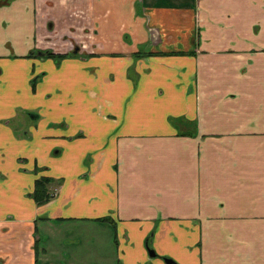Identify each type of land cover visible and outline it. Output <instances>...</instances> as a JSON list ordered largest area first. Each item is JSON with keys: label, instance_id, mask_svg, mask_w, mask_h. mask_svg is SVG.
Listing matches in <instances>:
<instances>
[{"label": "crops", "instance_id": "0c3cea01", "mask_svg": "<svg viewBox=\"0 0 264 264\" xmlns=\"http://www.w3.org/2000/svg\"><path fill=\"white\" fill-rule=\"evenodd\" d=\"M3 1L0 264H264V0Z\"/></svg>", "mask_w": 264, "mask_h": 264}, {"label": "rangeland", "instance_id": "374dc122", "mask_svg": "<svg viewBox=\"0 0 264 264\" xmlns=\"http://www.w3.org/2000/svg\"><path fill=\"white\" fill-rule=\"evenodd\" d=\"M25 26H27L28 24L26 23V21H24ZM26 28V27H25ZM132 77V76H131ZM35 78V76L32 78V80ZM57 151V150H55ZM43 172V171H41ZM40 173V172H39ZM39 177H45V176H39ZM53 230H59L62 231L63 233H67V235L65 237H67L66 239L69 240L70 243L65 244L63 251L64 253H66L67 250L71 249L69 247H72L75 249L74 245L76 243H74L73 241H78L80 239V234L81 233H85V232H94V226H86L83 223H61V224H55L52 227ZM39 237H41V235H39ZM42 241V239H41ZM88 241H92V245L87 249L88 251H90L93 247V254H89L90 255V259L88 260L89 264H97V261L94 260V256L97 255V232L95 236L90 235L88 238ZM110 246L111 248L108 249L107 251V260L104 263L101 264H118L117 261V256H116V248L112 239V235H110ZM154 249H151L149 247H147V252L148 251H153ZM86 254V256L88 255ZM164 259V257H162V260ZM164 261V260H163ZM78 264H81L79 261H77Z\"/></svg>", "mask_w": 264, "mask_h": 264}, {"label": "trees", "instance_id": "16d2710c", "mask_svg": "<svg viewBox=\"0 0 264 264\" xmlns=\"http://www.w3.org/2000/svg\"><path fill=\"white\" fill-rule=\"evenodd\" d=\"M8 1H10V0H4L3 2L6 3ZM148 55L165 56V54H163V53L144 54V55H141L139 53V54H137L136 57H144V56H148ZM171 55H173V54H171ZM47 56L50 58H53L57 61L60 59H63V56L53 55L51 53H48ZM53 185H57V186L60 185V180H53V179H50L48 177H39L38 179L35 180L33 191L31 194H29V197L32 198V200L34 201V203L37 206H43V205L49 203L56 196L55 190L51 189V187ZM98 221L106 223V222H109L110 220L105 218V219H101ZM112 231L114 232V229H112ZM34 263L39 264L37 255H35V262Z\"/></svg>", "mask_w": 264, "mask_h": 264}, {"label": "flooded vegetation", "instance_id": "af4514ba", "mask_svg": "<svg viewBox=\"0 0 264 264\" xmlns=\"http://www.w3.org/2000/svg\"><path fill=\"white\" fill-rule=\"evenodd\" d=\"M2 3H5V2H2ZM6 3H7V2H6ZM77 51H79V49H78V48H74L72 54L76 55ZM48 53H51V54H53V55L63 56V59H60V60L57 61V60H55V59H53V58L48 57V56H47ZM29 56L34 57V58H38L39 60L51 59V60H53V61L55 62L56 65H59V63H60L62 60H64V59H66V58L69 57V54L54 53L52 50H45V51H37V50L34 51V50H33V51H31V52L29 53ZM40 75H41V74H40ZM37 79H38V78L35 76V78L33 79V81H36ZM26 116L30 117L31 120H34L33 118H37V117H38V116H36V115H34V114L31 115V113H27ZM44 169H45V168H44ZM44 169H43V168H41V169L37 168V170H34V171L36 172V174H38L39 172L44 171ZM38 178H39V177H38ZM38 178H37V179H38ZM55 193H56V190H55ZM152 252H153V251H152ZM153 253H154V252H153ZM154 256H155V254H154ZM163 260H164V262H165L166 260L171 261V260L168 259V258H164ZM165 264H166V263H165ZM170 264H174L173 261H171Z\"/></svg>", "mask_w": 264, "mask_h": 264}, {"label": "water", "instance_id": "95a60500", "mask_svg": "<svg viewBox=\"0 0 264 264\" xmlns=\"http://www.w3.org/2000/svg\"><path fill=\"white\" fill-rule=\"evenodd\" d=\"M148 254H149V257H151V258L154 257V253H153L152 251H148ZM165 263H166V264H170L171 261L166 260Z\"/></svg>", "mask_w": 264, "mask_h": 264}]
</instances>
